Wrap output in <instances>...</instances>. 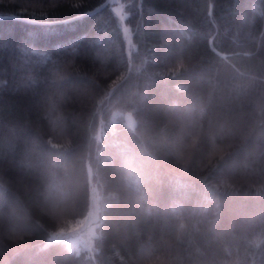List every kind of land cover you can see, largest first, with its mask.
<instances>
[{
    "label": "trees",
    "instance_id": "16d2710c",
    "mask_svg": "<svg viewBox=\"0 0 264 264\" xmlns=\"http://www.w3.org/2000/svg\"><path fill=\"white\" fill-rule=\"evenodd\" d=\"M114 2L0 0V264H264V0Z\"/></svg>",
    "mask_w": 264,
    "mask_h": 264
},
{
    "label": "rangeland",
    "instance_id": "374dc122",
    "mask_svg": "<svg viewBox=\"0 0 264 264\" xmlns=\"http://www.w3.org/2000/svg\"><path fill=\"white\" fill-rule=\"evenodd\" d=\"M112 4V8L115 11L116 15L120 23L124 26V18L126 13L122 11V6L120 3ZM125 123L130 128H133L135 125V119L131 112H126L125 115ZM90 199H89V208L86 216L72 229L69 231L51 235L47 239V243L53 240H57L59 238L64 239L66 241L67 247L69 250L78 252L81 249H89L92 250L94 247V242L96 237L99 234L100 227V219H101V201H100V190L98 184L94 178H92V172L90 171Z\"/></svg>",
    "mask_w": 264,
    "mask_h": 264
},
{
    "label": "clouds",
    "instance_id": "9594fccd",
    "mask_svg": "<svg viewBox=\"0 0 264 264\" xmlns=\"http://www.w3.org/2000/svg\"><path fill=\"white\" fill-rule=\"evenodd\" d=\"M126 187H129L130 190H131L133 193H134L135 191L138 190L136 186H130V185H127V184H126ZM53 211H55V209H53ZM71 222H72V221H71L69 218H67V217H63V218L61 219V224H62V226H63V225H66V224H69V223H71Z\"/></svg>",
    "mask_w": 264,
    "mask_h": 264
}]
</instances>
